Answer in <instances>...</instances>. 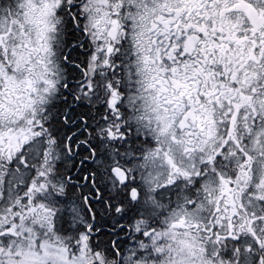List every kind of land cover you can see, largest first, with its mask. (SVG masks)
<instances>
[{"label":"snow or ice","instance_id":"1","mask_svg":"<svg viewBox=\"0 0 264 264\" xmlns=\"http://www.w3.org/2000/svg\"><path fill=\"white\" fill-rule=\"evenodd\" d=\"M0 264H264V0H0Z\"/></svg>","mask_w":264,"mask_h":264}]
</instances>
